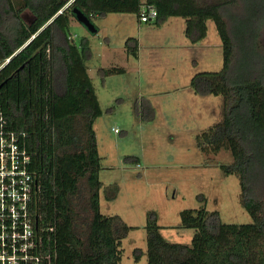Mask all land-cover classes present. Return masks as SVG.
Listing matches in <instances>:
<instances>
[{"label": "trees", "instance_id": "trees-1", "mask_svg": "<svg viewBox=\"0 0 264 264\" xmlns=\"http://www.w3.org/2000/svg\"><path fill=\"white\" fill-rule=\"evenodd\" d=\"M143 3L156 9L150 20L156 24L182 17L192 43L206 36L207 20L214 22L222 67L196 72L189 85L198 95H220L222 115L197 136V145L229 152L231 162L220 169L238 176L240 202L252 218L224 223L204 205L182 209L180 224L193 234L180 243L162 236L150 212L147 264H264V0H0V110L26 134L36 180L32 207L37 227L47 229L44 246L53 264H120L121 241L133 227L100 211L93 123L101 108L87 72L88 40L75 42L68 27L76 20L74 7L91 20L111 12L138 17ZM124 47L137 57L136 38H126ZM133 254L138 260L141 251Z\"/></svg>", "mask_w": 264, "mask_h": 264}, {"label": "rangeland", "instance_id": "rangeland-1", "mask_svg": "<svg viewBox=\"0 0 264 264\" xmlns=\"http://www.w3.org/2000/svg\"><path fill=\"white\" fill-rule=\"evenodd\" d=\"M22 15L25 21L31 18L27 10ZM91 21L95 32L72 20L68 33L77 43L88 40L87 72L101 108L93 123L101 165L100 211L133 227L121 241L120 264H147L150 212L162 236L180 243H189L193 234L180 224L182 209L204 205L217 210L221 222H251L240 202L238 176L220 169L231 162L229 152L197 145V136L222 115L220 95H198L189 85L196 72L222 67L214 22L207 20L206 36L192 43L180 16L156 24L140 22L135 13L111 12ZM128 37L138 42L137 57L125 51ZM100 68L123 71L104 74ZM135 248L141 251L138 260Z\"/></svg>", "mask_w": 264, "mask_h": 264}, {"label": "built area", "instance_id": "built-area-1", "mask_svg": "<svg viewBox=\"0 0 264 264\" xmlns=\"http://www.w3.org/2000/svg\"><path fill=\"white\" fill-rule=\"evenodd\" d=\"M151 4H141L138 20L156 17ZM116 131V129H114ZM24 131L15 129L0 110V264H53L43 242L32 202L36 180Z\"/></svg>", "mask_w": 264, "mask_h": 264}, {"label": "water", "instance_id": "water-1", "mask_svg": "<svg viewBox=\"0 0 264 264\" xmlns=\"http://www.w3.org/2000/svg\"><path fill=\"white\" fill-rule=\"evenodd\" d=\"M72 12L74 13L75 19L82 23L90 32H95L96 28L93 25L92 21L86 17L80 10L73 8Z\"/></svg>", "mask_w": 264, "mask_h": 264}, {"label": "clouds", "instance_id": "clouds-1", "mask_svg": "<svg viewBox=\"0 0 264 264\" xmlns=\"http://www.w3.org/2000/svg\"><path fill=\"white\" fill-rule=\"evenodd\" d=\"M7 61V60H6Z\"/></svg>", "mask_w": 264, "mask_h": 264}]
</instances>
